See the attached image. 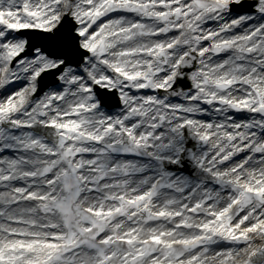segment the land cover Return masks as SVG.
<instances>
[{"label":"snow or ice","instance_id":"6c2138e0","mask_svg":"<svg viewBox=\"0 0 264 264\" xmlns=\"http://www.w3.org/2000/svg\"><path fill=\"white\" fill-rule=\"evenodd\" d=\"M0 264H264V0H0Z\"/></svg>","mask_w":264,"mask_h":264}]
</instances>
